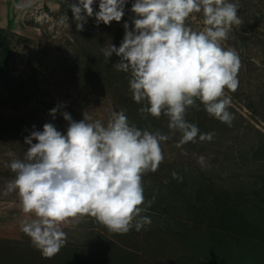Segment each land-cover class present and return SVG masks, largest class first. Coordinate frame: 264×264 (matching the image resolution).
<instances>
[{
    "label": "rangeland",
    "instance_id": "obj_1",
    "mask_svg": "<svg viewBox=\"0 0 264 264\" xmlns=\"http://www.w3.org/2000/svg\"><path fill=\"white\" fill-rule=\"evenodd\" d=\"M259 1L233 0L239 4L243 23L233 26L223 42L237 51L241 61L238 89L229 93L232 105L228 110L234 116L231 126L209 116L197 101L199 110L189 108L186 119L197 125L200 134L214 135L211 140L201 141L198 136L195 142L177 146L181 133L169 129L164 115L142 116L138 109L143 105L128 94V81L127 91L117 95L108 85L97 83L88 69L92 56L107 60L101 48L120 45L123 25L131 26L135 15L131 12L134 0H127L120 22L97 24L93 16L82 31L77 30L68 7L77 0H31L32 6L23 10L14 7L23 0H0V28H10L22 37L9 68L0 76V245L29 238L20 225L33 214L22 212L16 192L5 195L8 181L15 176L5 164L24 157L28 148L25 137L34 130L42 131L45 123L66 132L63 112L75 121L86 113L106 123L111 111L123 109L130 123L169 137L161 142L164 160L158 170L143 176L146 200L155 197L144 213L152 223L140 231L133 228L127 234H116L95 218L84 216L79 223L62 225L66 242L105 247L106 241L99 240L104 234L144 255L145 264L154 263V259L160 264H178L179 260L209 264L211 253L222 240L207 234L204 224L212 222L216 232L221 228L231 234L226 243L263 248L264 0L263 4ZM98 3H94L95 11ZM62 16H67L64 24L59 23ZM186 23L194 29L204 27L202 14H193ZM243 29L248 37L244 41L238 33ZM53 108H58L55 119L49 115ZM173 172L182 179L173 178ZM218 210L226 214L218 218L221 213L213 215ZM229 218L232 226H228ZM256 258L258 264H264V259Z\"/></svg>",
    "mask_w": 264,
    "mask_h": 264
},
{
    "label": "clouds",
    "instance_id": "obj_2",
    "mask_svg": "<svg viewBox=\"0 0 264 264\" xmlns=\"http://www.w3.org/2000/svg\"><path fill=\"white\" fill-rule=\"evenodd\" d=\"M95 2L68 5L78 31L93 16L104 25L122 20L127 0H99L98 11ZM31 6V0L14 5L18 10ZM238 10L239 4L231 0H134L135 15L131 26L124 23L119 47L100 49L107 58L113 53L119 57L114 67L129 75L132 98L143 105L139 113L164 115L169 129L181 133L177 146L214 135L200 134L197 125L187 121L189 108L199 110L197 101L209 116L232 124L229 93L238 89L241 61L223 42L233 26L243 23ZM193 14H202V30L186 23ZM65 22L67 16H62L59 23ZM57 111L53 108L49 115L55 119ZM62 115L68 122L66 132L45 123L42 131L25 137L24 157L5 164L15 174L5 195L16 192L22 212L33 214L21 222L20 230L46 259L66 243L62 225L79 223L84 216L116 234L151 225L144 213L155 197L146 200L143 176L158 170L164 160L161 142L169 139L159 130L130 123L123 109L111 111L106 123L86 113L80 121L68 112ZM172 176L182 179L175 172Z\"/></svg>",
    "mask_w": 264,
    "mask_h": 264
},
{
    "label": "trees",
    "instance_id": "obj_3",
    "mask_svg": "<svg viewBox=\"0 0 264 264\" xmlns=\"http://www.w3.org/2000/svg\"><path fill=\"white\" fill-rule=\"evenodd\" d=\"M262 1H259V4H263ZM238 33L241 40L248 39L245 36L246 32L244 29L239 30ZM21 38L18 33L10 28H0V76L9 68L16 45ZM118 61L119 57L113 53L107 60L92 56L87 65L97 83L108 85L115 94L120 95L127 91L125 82L129 81V75L116 70L114 64ZM128 94H131V92L129 91ZM212 202L216 203L217 201L213 198ZM218 213H221L220 210L217 213H213V215H218ZM225 214L226 212L223 211L218 218L223 217ZM228 220V226H232L233 221L230 218ZM212 224L214 223L204 224L207 234L209 236L215 235L214 237L217 240L221 237L222 240L220 244L217 243L215 251H210L213 257L211 259L212 262L210 261L209 264H258L256 256L264 259V247H253L251 244L240 248L238 244L226 243L227 237L231 236V234L229 232L225 234L221 228H219L220 232H216L217 230L213 228L214 225ZM100 239L106 241L107 245L105 247L98 244L80 245L74 241L66 242L60 252L51 259L42 257L40 251L32 245L30 238H24L22 241L8 240L3 245H0V264H145V256H141L138 251L135 252L134 249L132 251L125 244H121L118 240H114L104 234L99 235ZM153 259L151 258V261ZM154 261L152 264H160L159 261L155 259ZM178 264L184 263L179 260Z\"/></svg>",
    "mask_w": 264,
    "mask_h": 264
}]
</instances>
